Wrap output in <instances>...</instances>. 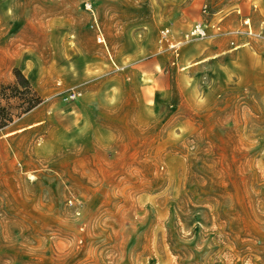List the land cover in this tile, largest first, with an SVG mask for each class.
<instances>
[{"label":"rangeland","instance_id":"1","mask_svg":"<svg viewBox=\"0 0 264 264\" xmlns=\"http://www.w3.org/2000/svg\"><path fill=\"white\" fill-rule=\"evenodd\" d=\"M17 69L0 264H264V0H0Z\"/></svg>","mask_w":264,"mask_h":264},{"label":"trees","instance_id":"2","mask_svg":"<svg viewBox=\"0 0 264 264\" xmlns=\"http://www.w3.org/2000/svg\"><path fill=\"white\" fill-rule=\"evenodd\" d=\"M15 77L14 86H0V130L43 102L41 95L21 70H16ZM2 101H6V105Z\"/></svg>","mask_w":264,"mask_h":264},{"label":"built area","instance_id":"3","mask_svg":"<svg viewBox=\"0 0 264 264\" xmlns=\"http://www.w3.org/2000/svg\"><path fill=\"white\" fill-rule=\"evenodd\" d=\"M167 33H168L167 30L163 31V36H167ZM189 34L192 37H206L208 36V26L206 24L197 23L193 25ZM99 37H100L99 40L103 41L102 35H99ZM81 95H82L81 92L72 88L69 90V94L67 98L70 100H74V99L79 98Z\"/></svg>","mask_w":264,"mask_h":264}]
</instances>
